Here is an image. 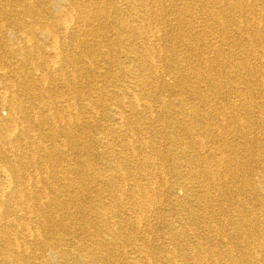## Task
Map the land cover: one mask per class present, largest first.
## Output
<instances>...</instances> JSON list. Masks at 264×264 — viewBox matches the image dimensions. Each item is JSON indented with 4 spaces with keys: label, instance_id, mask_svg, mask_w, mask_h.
I'll list each match as a JSON object with an SVG mask.
<instances>
[{
    "label": "bare ground",
    "instance_id": "1",
    "mask_svg": "<svg viewBox=\"0 0 264 264\" xmlns=\"http://www.w3.org/2000/svg\"><path fill=\"white\" fill-rule=\"evenodd\" d=\"M196 1L114 4L115 21L103 29L109 15L97 0H0V109L8 110L7 117L0 114V264H111L114 256L124 259L127 251L121 249L126 245L132 246L128 254L133 264H260L264 237L257 234L258 211L247 214L242 205L235 208L234 233L245 242L237 253L231 248L235 237L229 240L223 232L229 218L221 217L222 225L213 224V218L225 180L256 199L264 192L257 177L248 184L234 180L251 171L244 164L237 166L238 157L226 152V138L246 132L240 118L246 114L241 111L244 100L248 103L246 94L256 90L262 97L253 85L257 77L264 84V0H209L216 3L204 12L213 22L212 31L205 22V30L199 31L192 19L165 12V6L185 8ZM232 11L248 16L231 21L227 13ZM160 23L169 26L165 35L174 46L162 43L166 37ZM228 43L231 48L225 50ZM240 43H247L248 51L233 48ZM158 50L172 57L168 74L173 85L160 81L164 71L155 56ZM4 54L18 60L13 76L3 67L9 64ZM41 56V61L34 60ZM220 60L226 71L218 68L212 76L210 66ZM99 64H105L103 70L95 69ZM226 72L234 84L219 78ZM164 91L179 101L167 103ZM230 94L238 101H231ZM100 107L106 116L113 107L117 112L108 119L114 124L101 131L104 142L96 151L83 143L82 128L97 121ZM250 109L258 118V111ZM163 123L175 130L214 133L224 149L217 156L197 152V168L192 159L177 153L168 167L172 179L156 177L147 170L154 165L150 155L163 158L171 148L163 149L161 139L145 135L153 129L160 137ZM207 139L196 137L191 143L203 149ZM167 141L181 149L173 136ZM99 154L110 172H88L91 159ZM166 193L165 211L175 212L180 226L161 219L151 205ZM83 197L93 203L98 217L97 237L85 233L91 222L78 221L85 213ZM158 223L165 228L160 233ZM213 236L227 249L217 253L220 257L210 250Z\"/></svg>",
    "mask_w": 264,
    "mask_h": 264
},
{
    "label": "rangeland",
    "instance_id": "2",
    "mask_svg": "<svg viewBox=\"0 0 264 264\" xmlns=\"http://www.w3.org/2000/svg\"><path fill=\"white\" fill-rule=\"evenodd\" d=\"M97 1H99L100 4L104 6V9L108 11L109 17H108V20L105 22V26L106 27H103V29H107L109 27V24H111L112 21H115L114 18H116V17L114 15H112V12H113V9L115 8V5L117 4L116 7H121V6L124 7V5H126V3L129 0H97ZM173 1L174 0H165V2H167V3H171ZM178 1L183 2V1H188V0H178ZM193 4H192V6H188V7H185V8H183V7H171V6L167 7V6H165V12L172 13V14L176 13L177 15H179V16L185 18V19H189V20L192 19L194 21L193 23H195V26H197L199 31H204L205 30V28H203L204 27V22L209 24L210 27H211L213 22H212V20L210 18H208L204 14V12L206 10H208V9L215 8L216 3L213 2V1H209V0H202V2H201V0H198V1L194 2ZM257 8H259V6H255L254 10H257ZM234 12L235 11L228 12L227 13V19H229L231 21L238 20V19H242L243 20V19H245L248 16L247 12H244V13L243 12H235L234 13ZM244 16H246V17H244ZM155 25H156V23H152L150 25V27L153 28ZM160 25H161V27H159V28L162 30L163 34L165 35L168 32L169 26L167 25V23L166 24H161L160 23L159 26ZM210 27H209V30L212 31V27L211 28ZM213 27H214V25H213ZM56 34L60 35V31L57 30ZM204 34H205V32H204ZM109 35L113 36V37L116 36V34H114L112 31L109 32ZM245 35H246V33L243 32L242 36H245ZM36 37H38L41 40L42 39V33H40L38 31L37 34H36ZM90 37L91 36L88 35V38H90ZM165 37H166V35H165ZM169 37L170 36H168V38L167 37L164 38L163 40H165L164 41L165 43L163 41H162V43L164 45L172 47V46L175 45V42L173 41L172 37H170V38ZM205 37L208 40L210 39V36L207 33H206ZM247 43L250 44L249 41ZM247 43H243V44L240 43L239 46H236V47H233V48H235V50L241 48V49H246L248 51V48H249L248 46L249 45ZM39 45L40 46L43 45L42 40L39 41ZM120 47H122V46H120ZM95 48H96V50L93 49L94 50L93 53H96L95 57H98L99 56V52L97 50V47H95ZM224 48H225V50H227V49L231 48V45L228 43ZM181 50L179 51L180 54H178V57H181L183 55V50L182 51ZM156 53H155V56L157 57V60H158V66L161 67V71H164V75L162 76L160 81L162 83L163 82H168L169 84H172L173 79L171 78V75L168 74L169 68H170L169 61H170V58H172V57L169 56L167 58V56H165L163 51L161 52V51L158 50ZM4 55H5V56H3L4 59H9L8 60V62H9L8 65L9 66L5 65L3 67H5L7 69V72L10 75L13 76L14 74H13V71H11V70H13L12 68L14 66V63L16 61H18V60L15 59V58H12V56H10L9 54H4ZM42 58H43V56H41L39 58L40 60L39 59L37 60V58H35L34 60L41 61ZM121 58H124V57H121ZM34 60L30 61V63L28 65L34 64L35 63ZM1 63H2V61H0V65H3ZM104 65L105 64H99V65H97L95 67V69L96 70H103V68L105 67ZM225 66L226 65L223 62V60L215 62L212 66H210V68H211L210 69V74L212 76H215V73H217V69L218 68H222L224 71H226V69H225L226 67ZM56 68H58V66H56ZM219 78L222 79V80H228L229 81V83H228L229 85L230 84H234L233 80L229 79V78H232L231 75L229 73H227V72L225 74H222ZM234 79H236V78H234ZM257 79H258V81L255 82V84L253 86H255V88H259L258 91H259V93H261L262 97H258L259 95H258L256 90H252L251 92H248L246 94L247 96H249L248 97L249 98L248 99V103L243 99L245 104L243 105V109H241V111L244 110V112H246V114L241 113L242 117H240V118H242L241 120H243L244 124L247 126L246 132H236L235 133L236 135L234 134V136L232 135V136H229L228 138H226V140H228V145L226 147V152H227V154H230V155H233V153H234L236 155V157H238L237 161L235 162L237 164V166H242L244 164L243 166L249 167V169L251 171L250 174L237 175V177H235L234 180H238V181H243L244 180L243 183L248 184V183L253 182L254 178L257 177V178H255V180L260 181V183H262L261 181L263 180L262 184L264 185V84H260V81H259L260 77H257ZM207 83L208 82L205 81V84H207ZM230 95L232 96L233 94H230ZM162 96L165 97V100H166L167 103H169L170 101L171 102L172 101L178 102L179 101L178 99L180 98L179 96L174 95L171 92H165V91L162 93ZM236 98H238V97L233 95L231 97V101H238V100H235ZM159 103H161V102H156V104H159ZM250 107L255 109L256 111H258L257 114L259 115L258 116L259 119L256 118L257 117L256 114L254 115V113L251 112L252 110L250 109ZM115 110L116 109L113 107V109L111 110V113L113 114L112 115L106 109L105 111H107V113H109V115H111V116H106L105 113H104V108L103 107L98 108V112H97V115H96L97 118H98V119L96 118L97 121L96 122H92L90 124L89 123L83 124V128L82 129H83V132L86 133L85 138H83V143L90 144V146L93 149H95L96 151L102 149L101 145H102V142H104V141L101 138V136H102L101 131L102 132H107L108 128L110 127L109 124H114L113 121H108V119L110 117L114 116L115 112H117ZM125 113H126V111H125ZM0 114L2 116H4V117H7L8 116V110L2 108V109H0ZM214 119L217 121V118H214ZM198 120H200V121H198V123H200V122H201V124L203 123L202 119H198ZM255 121H256V123H255ZM247 122H248V124H247ZM228 123L231 125V121L230 120H228ZM231 126H234V125H231ZM160 128H161V132H163V135L160 136L162 138L158 137L157 132L154 131L153 129H148L147 132H146V135H145L147 139H149V138H154L155 140L156 139L157 140L161 139V143L163 144L161 146L163 147V149L171 148V153L169 155H167V156H164L163 158L160 157L157 154H153V155L151 154L150 155L151 156V161L154 162V165H153V167H151V169L147 167V170H149V172H151V173H153V172L156 173L155 174L156 177L160 176L161 178H165L167 180L168 179H170V180L172 179L170 177V173L168 171V167L172 166V160L174 161L173 156L175 154H177V153H179L180 155H183V156L185 155V157L187 159H192L194 168H197L198 164H199V162L197 161V157L195 156L197 154V152H201V153H209V152H211L209 155L208 154L207 155L208 156H215L216 154H218V152H220L222 149H224L223 145L221 144V141H220L221 138L218 137V139H215L214 138V133H208V132L201 133V132H199L198 130H195V129H176L175 130L173 128H169L166 123H163ZM256 128H258V130ZM249 132L251 134L250 136L248 135ZM149 136H151V137H149ZM171 136H173V138L175 140H177L178 147L181 148L180 150L177 149L176 147H171L169 145L168 141L166 143V139L171 137ZM206 136L210 137V139H207L209 141V143L204 144V148L203 149L198 148V146L193 145L191 143L193 138L206 137ZM57 139H59V141H60L62 139V137L58 136ZM246 140L248 142H246ZM185 147H186V149H185ZM247 148H249V149H247ZM145 150H147V149H145ZM231 150L234 151V152H232ZM247 150H249V151H247ZM95 154H97V153H95ZM252 155L253 156L256 155L257 159L255 157H253ZM250 158H252V159H250ZM108 161H109V158H108ZM91 162H92V165L88 169V172L91 171V173H94V172L102 171V170L105 173L110 172L108 170L109 168L106 165L107 160L105 158H102V156L100 154L97 155V156H94L91 159ZM255 165H257V166H255ZM127 168L130 171H133L135 169L131 164L127 165ZM137 169H138V167H137ZM181 169H186V166L182 165ZM222 186H223L222 187V191L220 190L218 192L219 195H220V196L218 195L220 197V207L216 211V214H215L216 218L215 217L213 218V224H215V225L221 224L222 225V224L225 223V221L223 222V219L229 218V220L227 221L228 224L225 223L224 226H223V230H224L223 232H224V235L227 234L226 236L228 237L229 240H232V239L229 238V236L233 237V238L235 237V239L233 241H231L232 243L234 242L232 244L233 247H231V248L233 249L234 253H237V252H240V251L243 250L241 243H245V242L239 241V240H241V236L239 234H235L234 233V231H235L234 228H235V226L237 227V225H238V220H237L238 216L237 215L235 216L234 210H235V208L237 206L242 205L245 208L247 214H252L253 212L258 211L260 220L257 221L258 222V228H259V231H258L259 233L257 232V234L260 235L261 238L264 237V192H262L261 195L257 197V199H256L255 196H252L251 193L237 192L232 187V180L231 179L225 180V182H223ZM178 192L182 196L183 191L179 190ZM166 194H167V196L164 194L165 197L162 198V199L159 198V197H157V199H153V201H152L153 203L151 205H152L153 209H155L156 211L158 210L157 211L158 214L159 213L161 214L160 215L161 219H168L170 221H173V224H175V226H178V225L180 226V221H179V218H178L177 214L175 212H173V211H165L167 209L166 204H168V202H167L168 193H166ZM222 202H223V204H222ZM83 206L85 208V213L82 216L79 215L81 217L76 216V218L79 217L78 221H83L84 222L85 220H88L89 223L91 222L93 226L90 227V228L88 226L84 227V225H83V227L86 230L85 233L87 235H91V236L97 237V234H96L97 230H96L95 225L98 223V217L93 212L94 211L93 210V203L89 202L88 198L84 199V197H83ZM249 206H250L251 209H249ZM197 209H199V208H197ZM200 212H202V208L200 209ZM227 213H229L228 214L229 216H227ZM221 217H223V219ZM155 226H157V229H158L157 231L159 233L165 230V228L159 223L155 224ZM246 226L247 225H245L244 228ZM225 227H227L228 229L227 228L225 229ZM199 230H201V229H198L196 231L200 232ZM227 230L229 231V233H228ZM49 231H51V230L49 229L45 233H48ZM55 232L57 233L58 231L55 230ZM237 235H238V238H236ZM212 238H211V241L209 242V244H210L209 246L214 244V247H212L213 246L212 245L211 246L212 248L210 247V250L211 251L212 250H217V252H215L216 256L220 257V255L217 254V253L220 252V254H222L227 249L225 248V246H222L220 241L218 242V239L216 240L214 236ZM237 239H238V241H237ZM164 242H165V240H164ZM234 244H235V246H234ZM81 245H83V244H81ZM83 247L86 250V246L83 245ZM130 247H132V246L131 245H126L125 248L121 249V250L125 249V252L127 251V254L124 255V259L123 260L118 259V258H116V256H114V258L111 260V264H114V263L115 264H117V263H119V264H133V263L130 262L131 261L130 260V256H129L130 253L128 254V252L130 251ZM204 247H206V245ZM155 263H157V261ZM259 263L260 264H264V255H263V257H262V259H261V261ZM160 264H164V263L160 262Z\"/></svg>",
    "mask_w": 264,
    "mask_h": 264
}]
</instances>
